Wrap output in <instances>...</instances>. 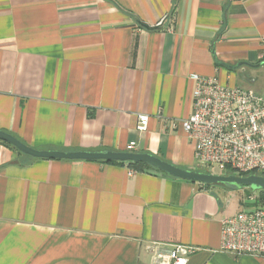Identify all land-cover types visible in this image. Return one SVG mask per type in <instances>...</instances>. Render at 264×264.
Here are the masks:
<instances>
[{"label": "crops", "instance_id": "1", "mask_svg": "<svg viewBox=\"0 0 264 264\" xmlns=\"http://www.w3.org/2000/svg\"><path fill=\"white\" fill-rule=\"evenodd\" d=\"M216 59L264 61V0H0V129L193 169L192 75L235 82ZM242 192L0 142V264H151L154 242L195 247L188 264H264L221 249Z\"/></svg>", "mask_w": 264, "mask_h": 264}, {"label": "built area", "instance_id": "2", "mask_svg": "<svg viewBox=\"0 0 264 264\" xmlns=\"http://www.w3.org/2000/svg\"><path fill=\"white\" fill-rule=\"evenodd\" d=\"M193 111L183 126L194 142L201 171L212 174H264V95L239 85L224 84L217 76L193 74ZM149 115L139 113V130L148 127ZM167 127V124H166ZM169 128H176L169 121ZM135 149V142L127 146ZM254 199L255 196H250ZM223 251L235 256L264 257V207L243 209L222 220ZM196 248L175 244L151 246V264H188Z\"/></svg>", "mask_w": 264, "mask_h": 264}, {"label": "water", "instance_id": "3", "mask_svg": "<svg viewBox=\"0 0 264 264\" xmlns=\"http://www.w3.org/2000/svg\"><path fill=\"white\" fill-rule=\"evenodd\" d=\"M148 27L147 25H145ZM215 54V50L213 49ZM220 64H223L231 69H238L242 65L250 67L257 66L248 61H241L236 65H230L216 59ZM261 61L258 64H262ZM248 80V78H245ZM249 80H253L252 78ZM0 139L9 142L20 152L31 155L37 158L47 159H69V160H105V161H130V162H143L151 165L152 167L168 174L171 177L180 178L188 181H194L205 185H219L231 190H240L246 187L252 190H264V176L260 174H212L205 171L184 168L171 163L163 158L149 153V152H136V151H62L51 149H39L32 147L12 133L0 129Z\"/></svg>", "mask_w": 264, "mask_h": 264}, {"label": "rangeland", "instance_id": "4", "mask_svg": "<svg viewBox=\"0 0 264 264\" xmlns=\"http://www.w3.org/2000/svg\"><path fill=\"white\" fill-rule=\"evenodd\" d=\"M247 61L252 63V61L250 60H247ZM252 64H255L257 66L250 67L248 65H242L238 69L230 70V73L232 74L233 80H235V82L232 83L231 80L229 79L230 81L229 84L231 85L237 84L244 89L251 90L259 95H264V63L262 64L252 63ZM246 77L248 79L252 78L253 80L247 81L245 79ZM193 169L201 171V169L197 166V164L194 165ZM239 191H243L241 194L242 199L246 197L245 196L246 191H247L246 189H240Z\"/></svg>", "mask_w": 264, "mask_h": 264}, {"label": "trees", "instance_id": "5", "mask_svg": "<svg viewBox=\"0 0 264 264\" xmlns=\"http://www.w3.org/2000/svg\"><path fill=\"white\" fill-rule=\"evenodd\" d=\"M0 142L2 144H5L9 147H12L14 149H16L13 145H11L9 142H6L4 140H1L0 139ZM17 151H19L18 149H16ZM99 161H102V162H108V163H113V164H120V165H127L129 168L133 169L134 171H137V172H150V171H157V172H160L162 173L163 175L165 176H168V177H171L169 176L168 174L152 167L151 165L149 164H146V163H143V162H130V161H105V160H99ZM260 174V175H263L261 172H258V171H250V172H242L241 175H248V174ZM229 174H234V171L231 170L229 171ZM194 182V181H193ZM202 186H204L205 188H212V187H215V186H219V185H205V184H202L200 183ZM220 187H223V186H220ZM243 189H246V194H245V201L243 202V206L245 207L244 209H250V208H254V207H264V190L261 189V190H252L251 188L249 187H246V188H243ZM254 195L255 198L254 199H251L250 196Z\"/></svg>", "mask_w": 264, "mask_h": 264}]
</instances>
